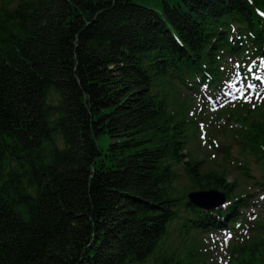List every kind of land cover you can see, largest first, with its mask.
Here are the masks:
<instances>
[{"label": "trees", "instance_id": "1", "mask_svg": "<svg viewBox=\"0 0 264 264\" xmlns=\"http://www.w3.org/2000/svg\"><path fill=\"white\" fill-rule=\"evenodd\" d=\"M239 73L253 104L214 113L234 136L201 160L195 116ZM260 74L264 0H0V264H264L256 193L228 179L264 190Z\"/></svg>", "mask_w": 264, "mask_h": 264}, {"label": "rangeland", "instance_id": "2", "mask_svg": "<svg viewBox=\"0 0 264 264\" xmlns=\"http://www.w3.org/2000/svg\"><path fill=\"white\" fill-rule=\"evenodd\" d=\"M139 3L147 4L148 6L154 7V8H162V2L163 0H135ZM261 73V72H260ZM260 77V78H259ZM258 78L261 80V82L264 84V76L260 74ZM232 91L230 94H227V97L221 98V96H217L213 101L211 102V109L214 107V104H217L219 101H222L223 104L218 105L213 110L206 111L204 109V112H201L200 115L195 116V119L198 121L196 124V128L193 132H191L190 137V150L193 151V153L199 157V159L204 160L207 156L214 157V154L212 153L213 148L211 147L210 140H213L215 142H224V141H230L233 136L234 132H230L225 129V126L231 127V125L225 124L223 119L215 120L213 118L214 113L218 111H222L224 108H230L232 105L240 104L237 101H240L242 103L246 104H253L251 101H244L242 99H239V96L247 90H249L251 93L254 92V87L252 83H249L246 81L245 76L241 73L238 74L237 78L231 83ZM109 136L103 135L100 138V146L102 148H106L109 144ZM237 152V151H236ZM238 153V152H237ZM254 174L257 178H260L262 176V171L259 169V166L256 164L252 165ZM235 178H238V182L241 185L243 189L250 191V193H256L254 196V200L257 202L258 207H252L250 208L251 214H259L261 218H264V190L261 187H254L252 180H246L241 175V171H234L232 168L229 167L228 172V179L230 181L234 180ZM193 191V190H192ZM216 238H221L224 241L228 238V234L225 232L223 233H216L214 235ZM226 262V256H225V248H221L218 253V258L216 260V264H225Z\"/></svg>", "mask_w": 264, "mask_h": 264}, {"label": "water", "instance_id": "3", "mask_svg": "<svg viewBox=\"0 0 264 264\" xmlns=\"http://www.w3.org/2000/svg\"><path fill=\"white\" fill-rule=\"evenodd\" d=\"M188 198L191 203L205 209L216 208L226 203L227 197L218 189H200L190 191Z\"/></svg>", "mask_w": 264, "mask_h": 264}]
</instances>
